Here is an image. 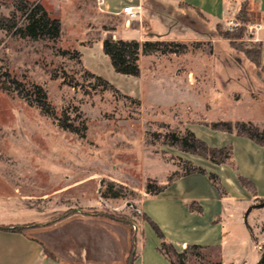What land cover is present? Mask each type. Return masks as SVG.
<instances>
[{
	"label": "rangeland",
	"instance_id": "obj_1",
	"mask_svg": "<svg viewBox=\"0 0 264 264\" xmlns=\"http://www.w3.org/2000/svg\"><path fill=\"white\" fill-rule=\"evenodd\" d=\"M19 1L0 0V12H15L24 20ZM25 1L40 2L61 20L62 32L56 40L32 39L0 29V175L35 180L42 207L87 208L133 224L141 218L147 183L159 184L151 176H162L169 166L172 179L196 165L186 159L192 153L172 144L173 133L184 135L196 123L264 122V64L253 60L259 48L255 0H227L228 18L222 22L144 1L143 11L163 20L175 35L159 39L179 45L171 46L177 52L141 55L139 76L114 70L97 42L102 27L120 23H99L88 0ZM228 32L243 33L230 39L224 36ZM35 83L47 93L49 113L36 101ZM65 115L75 130L61 126ZM109 182L123 196L104 198ZM81 185L88 186L84 192ZM243 223L257 232L251 216ZM247 238L246 244L230 246L237 253L225 263L219 251L202 248H191L183 259L187 264H255V245L262 254L264 244L250 232Z\"/></svg>",
	"mask_w": 264,
	"mask_h": 264
},
{
	"label": "crops",
	"instance_id": "obj_2",
	"mask_svg": "<svg viewBox=\"0 0 264 264\" xmlns=\"http://www.w3.org/2000/svg\"><path fill=\"white\" fill-rule=\"evenodd\" d=\"M144 1L88 0L99 23L113 19L120 23L112 29L102 27L97 42L100 48L103 49V40L108 36L141 41L175 37L168 24L143 11ZM151 1L177 13L187 8L215 22L224 21L228 14L227 0ZM127 5L139 9L140 14L133 18L123 13ZM253 5L264 64V0H255ZM254 123L264 127V122ZM188 127L210 147L232 146V158L222 164L186 153L187 160L216 174L222 189L214 186L208 174L198 172L169 179L170 167H165L162 176H151L165 188L157 193L143 192L141 218L133 224L87 208L67 212L61 206L52 210L42 207L34 193L41 186L35 180H26L25 176L17 174L0 175L4 182L0 184V264H127L133 253L136 256L133 264H171L159 252L162 240L145 216L161 228L178 252H188L197 245L219 251L223 263L229 255L237 253L230 246L247 243L248 232L254 239L258 236L259 245L264 244V206H258L264 199V147L251 138L215 130L205 124ZM239 176L248 185H242ZM87 187L81 185L82 191ZM27 188L32 189L27 192ZM244 216L253 218L257 232L245 227ZM17 225L27 227L23 231L4 228ZM259 249L256 244L253 263L261 256ZM239 255L234 254V257Z\"/></svg>",
	"mask_w": 264,
	"mask_h": 264
},
{
	"label": "trees",
	"instance_id": "obj_3",
	"mask_svg": "<svg viewBox=\"0 0 264 264\" xmlns=\"http://www.w3.org/2000/svg\"><path fill=\"white\" fill-rule=\"evenodd\" d=\"M17 9L24 11V20L19 21L15 12H13L9 16L0 12V29L9 31L10 33H12V35L20 36L23 38L30 37L32 39H40L47 37L48 39L56 40L60 37L62 32L61 20L59 18L52 17L40 2L29 5L27 1L20 0L19 4L17 5ZM242 33L243 32H228L224 34V36L225 38L234 39L239 38ZM178 45L179 43H177L176 41H165L161 39L145 40L141 42L139 39H115L112 36H108L103 40V52L109 58L116 72L129 76H139L141 72V55H149L159 51L163 53L177 52V49L171 46ZM253 60L258 65L262 64L260 45L257 50V55ZM88 74L94 77L97 81L108 84L101 75H97L90 71H88ZM13 82L17 83V85H21V83L16 79H13ZM1 88L8 89L6 84L2 81ZM32 88L33 92H35L37 103L42 107V109L49 113L50 104L48 103V96L45 89L41 85L36 83L32 85ZM68 119L69 117H67L66 115L61 117V126L65 129L75 130L74 125L70 123ZM209 127L215 130L226 131L239 136L251 138L256 143L264 147V127L261 128L252 122L236 121L235 123H233L230 121H222L209 125ZM172 137L173 145H177L184 151L199 155L217 164L229 162L233 155L232 146L218 148L210 147L205 141L198 138L195 133L189 129L186 130V133L184 135L179 136L173 133ZM194 172L208 174L214 186L218 190L222 189V185L218 176L214 173H208L204 168L200 166L191 164V167L187 169L184 174L186 175ZM239 180L242 185L246 186L247 181L242 176H239ZM115 187V183L109 182L105 192L103 193V196L112 198L123 196V193L115 189ZM164 188V185H159L157 183H153L152 181H149L146 185L147 192L150 193H157ZM260 202L264 203V199H262ZM106 216L123 221L112 215ZM145 219L151 224L155 233L162 240L161 245L158 249L159 252L164 254L169 259L171 264H187L183 259L186 252H178L174 245L166 239L161 228L148 216H145ZM26 227L27 226L24 225H17L4 228L13 231H23ZM198 247L199 246L197 245L194 246V248ZM135 257V253L131 254L127 264H133L135 261Z\"/></svg>",
	"mask_w": 264,
	"mask_h": 264
},
{
	"label": "built area",
	"instance_id": "obj_4",
	"mask_svg": "<svg viewBox=\"0 0 264 264\" xmlns=\"http://www.w3.org/2000/svg\"><path fill=\"white\" fill-rule=\"evenodd\" d=\"M122 12L127 14L130 17H133V18L137 17L140 14L139 9L135 10L134 6H132V5H127V6L123 7ZM227 18H228V16L225 15L224 20H226ZM230 23H232L231 20H230ZM256 28L258 29V27H256Z\"/></svg>",
	"mask_w": 264,
	"mask_h": 264
},
{
	"label": "water",
	"instance_id": "obj_5",
	"mask_svg": "<svg viewBox=\"0 0 264 264\" xmlns=\"http://www.w3.org/2000/svg\"><path fill=\"white\" fill-rule=\"evenodd\" d=\"M258 206H264V203H261ZM248 214H249V211L247 212V215ZM255 264H264V252H262L259 260Z\"/></svg>",
	"mask_w": 264,
	"mask_h": 264
}]
</instances>
